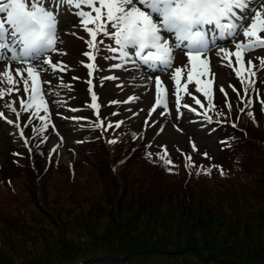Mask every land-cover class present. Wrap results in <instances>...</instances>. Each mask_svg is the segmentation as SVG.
I'll use <instances>...</instances> for the list:
<instances>
[{
	"label": "rangeland",
	"instance_id": "obj_1",
	"mask_svg": "<svg viewBox=\"0 0 264 264\" xmlns=\"http://www.w3.org/2000/svg\"><path fill=\"white\" fill-rule=\"evenodd\" d=\"M51 4L52 1L49 5ZM255 6L259 8L258 4ZM75 13L76 9L74 7L70 8L65 22L74 20L72 22L74 25H80V18ZM58 22L57 18V24ZM63 27L66 28V25ZM78 33L84 35L86 32L81 28L78 29ZM62 37L60 43L63 45L65 41V46L70 42L71 34L68 32L63 34ZM169 38L172 39L173 37L169 36ZM243 39L242 35L236 37L237 41ZM74 40L76 41L75 38ZM97 40L104 41L103 45H98L99 52L96 53V59L93 61L98 70H95V74L93 73L92 77H89L88 74L86 75L93 83L91 85L92 91L96 93L97 97L104 100V105L116 100L122 102L126 109L121 113L128 118L127 120H129L128 122L132 130L137 129L138 133L139 129V135L131 130L128 131L129 137H125L120 131L116 133L105 131L103 137L104 142L109 143L110 140H115L116 143H109L110 145L105 143H102V145H95V155L85 160L79 159L77 153L73 154V148L69 145L70 139L72 138L71 127L74 124L83 127L84 122H86L85 117L89 115L85 113L83 109L74 106V112L69 113L68 110L64 111L66 113L65 117L61 113L56 114L57 116H53V118L59 120V124H55L57 128H55L56 135L54 136L60 137L59 142L61 143H56L52 139L53 133L51 134L49 127L45 128L43 131H41L43 126L39 127V125H34L32 127L33 130L28 129L32 130L36 136L39 135L38 141L35 137L32 140V143L35 145L32 150L36 155L27 161L25 160L26 163L24 162L25 164L22 171L19 172V175L14 176L11 182H6L5 180L0 181V260L13 259L15 256H18L12 249H20L23 247L21 244L28 237L31 239L32 237L38 236L37 234L40 228H38L37 225L40 223H46L48 227H50L49 223L57 219V217L65 219L68 216V211H70V213L76 212L79 214L91 208L102 209V213L103 209L107 210L109 206L117 209L120 204L116 202V195L123 192V189H125L121 187L123 179L127 180V187L129 185H134L133 192H135V194L132 196L136 199H145L144 195L148 188H150L146 183L150 179L149 177L152 179L154 178L155 181L159 183L163 181L168 184H173V182H179L185 179L186 176L182 170L177 172L167 168L166 170L174 171L175 173L167 174L158 168L159 166H151L150 163H153V160L148 162L144 158L139 157L137 149L133 150L135 153L133 155L136 156L132 160H128L132 155H130V152L138 145L137 136L139 139L142 137L148 140L149 143L159 145L162 148V155L171 160V163L175 161L174 168H181V166L186 168L185 164L188 162L186 158L191 157V165L194 167L202 164L204 165V170L211 169L213 172L220 173L219 176L213 174L211 177L204 176L205 178H201L204 182L200 183L210 189L206 197L210 203L213 202L211 206L227 207L228 204L235 206L252 203L254 195L251 196L252 200L250 198H245L243 188L241 189L240 187L244 185L241 180L242 168L244 166L248 171H253V173L257 171L258 174L263 171L255 181L260 185L257 188L259 194L264 193V170H262V167H264V101H257V98H255V102L257 101V103H255L253 99L251 105L248 103V101H250V96L249 98L241 97L235 86L236 82L238 88L242 87L239 83L240 78L237 77L233 68L225 66L227 61L221 60L217 55L219 47L234 50V44L231 38L225 41H218V39H216L215 45L210 46L211 51L205 54L210 66V75L208 78L213 79L209 97L206 98L202 93L195 92V84H190L188 86L189 90L193 96L201 101V104L197 105L192 99V96H186L181 92V105L188 103L190 107L194 108L196 111H189L181 107L179 118H177L178 114L176 112L175 96L171 95L174 91V84L170 80L172 69H164L163 74L160 75L169 93L167 96L168 108L165 111L162 106H158L156 111L149 115L150 110L155 104V83L153 82L155 78H152L153 75L149 77L142 70V65L139 62L134 63L132 59L127 62H122L119 60L118 54L107 51V47L113 44L109 38L100 35ZM67 48H69V45H67ZM69 51L68 58H72L70 54L72 53L71 51H74L75 55L73 58L76 59L80 51V54L88 60L87 57L83 55L84 52L90 51L85 43L78 41L75 49ZM109 56H116L117 58L106 59V57ZM174 56L173 68L181 66L182 61L184 63L187 61V58L183 56L180 50H176ZM245 57L246 59L248 57L256 58L253 60V70L256 72V78L255 76L250 77L248 75V65L246 61L242 78L245 81L246 87H249L254 79L252 88L254 89V93L257 94L259 91L258 84H261L259 79L264 80V75L261 73L263 69H261L259 59L264 58V48L246 53ZM79 59L86 62L82 58ZM231 59L233 66L238 68L239 66L235 64V57ZM117 63L122 64V66L120 68H113L112 65ZM21 66L20 63L12 64V68ZM134 71L137 73H134ZM106 76H114L116 78L113 80L102 79ZM249 78L251 80L248 84ZM185 80L186 75L181 78V83L183 84ZM69 83L72 84L70 79ZM6 87V83H0V88ZM18 87L22 94L21 84H19ZM221 87L224 88L223 92H221ZM233 89H235V91ZM70 90H72V88ZM215 91L218 104H216V100H214ZM13 93L15 94L16 91ZM219 95L223 96L222 98L225 100V104ZM89 97L91 98V93H89ZM130 97L133 99H129ZM261 98L264 100L263 96H261ZM209 104H211L212 107H209ZM229 105H231V107H229ZM49 109L51 114H55V111H53L54 109ZM161 112H164V114L161 115ZM210 113H212L213 117L218 119L222 118L221 120L229 124L232 136L234 137V140L230 141H235L236 136L240 138V142L238 141L239 138L235 141V143L239 142L237 146L238 153L236 149L234 152L229 153L236 155L237 159L233 160L231 163L230 160H226V166L210 165L211 161L208 159L209 156L207 155L205 157L204 155L205 153L208 154L209 151L215 153L216 156L223 154L218 148L214 132H211V129L207 125L208 123L203 119L205 114ZM249 113H251V116H249ZM79 118L81 120H79ZM16 121L19 122V119ZM31 122L32 121L27 123V126H29ZM139 122L142 123L141 128ZM3 127L5 126L0 127V134L1 136L3 134L7 136V131H3ZM206 133H208V135H206ZM77 135L78 134L73 133V137H77ZM124 139L127 140L126 143H122ZM243 139L247 141L240 146ZM44 143L49 147V152L55 155L56 158H54V161H48L47 157L44 158L40 155L39 151H41V145ZM62 143L68 145L65 147L68 150L65 158L58 154V150L61 148L59 145H63ZM4 148L5 146H2L0 151V164L1 161L3 164L6 158L4 157ZM240 153H242V155ZM124 154L129 155L126 162L130 161L129 164L125 166L126 169H122L121 166L123 159H126V156H123ZM56 163L60 165L56 166ZM162 165L163 167L167 166L165 163H162ZM138 170H140V172H138ZM236 170L239 172L240 176L236 174ZM113 181L118 182L120 185L117 186V183L115 184ZM139 194L141 197H138ZM126 197L129 198H123V205H138V201L130 197V195L127 194ZM96 199H99L102 203H107L108 201L109 205H96ZM78 202L83 203L79 205L80 203ZM87 203H93V205H87ZM218 203H220V205H218ZM254 206L255 208L258 207V205ZM9 207L11 209L7 211ZM43 208L47 211V214L43 213ZM126 213L131 214L129 210L126 211ZM128 218V215H124L122 221L126 222ZM248 223H252V226L255 227V220ZM231 226H236L237 230L239 229L240 231L245 227V224L240 221L238 224H232ZM198 231L197 235H189L197 245L202 249L209 248L213 245L211 248H214L215 251L220 250L222 246L220 247L214 244L218 242L217 240L213 241L210 236L205 233L204 229L198 228ZM231 233L232 232L229 231L224 232L226 235H230ZM234 241L235 244L231 243L228 245L246 251L247 245L245 242L240 238ZM27 243H29V241ZM252 252L263 253V250L254 248L245 252L246 256L242 258V261L237 263L254 264L255 262L262 261L264 264V260L260 257H256L255 259V255H253ZM78 254L79 256L82 255L80 252ZM217 254L219 253L212 252L214 256ZM74 256L76 257L78 255L75 253ZM247 256L250 259L243 260ZM80 258H82V256Z\"/></svg>",
	"mask_w": 264,
	"mask_h": 264
},
{
	"label": "snow or ice",
	"instance_id": "obj_2",
	"mask_svg": "<svg viewBox=\"0 0 264 264\" xmlns=\"http://www.w3.org/2000/svg\"><path fill=\"white\" fill-rule=\"evenodd\" d=\"M50 3L51 0H0V14H5L0 17V60L5 59V53H9L7 60L22 65L16 68L0 65V83L7 85L6 88H0V98L20 91L18 85L22 83L27 100H20V111L34 109L32 117H36L41 110L44 113L49 111L45 99L47 90L42 85L49 84L50 80L45 79V76L66 70L62 62H53L49 55L58 51L55 8L59 6L66 5L76 9L79 23L89 37L85 43L90 51L83 53L89 61H95L96 53L99 52L98 45L104 44L103 40H97V36L102 35L113 42L107 47V51L118 54L122 62L132 59L153 70L158 66L172 69L170 80L174 84V91L171 95L175 96L177 118L181 107L196 111L188 103L181 105V92L192 96L197 105L201 104L189 90L190 84L194 83L195 92L202 93L204 97L208 98L210 95L213 79L208 78L210 66L205 54L211 51L210 45H215L216 39L231 38L233 41L234 50L219 47L217 55L221 60L227 61L225 66L233 68L238 78L245 71V61L248 75H256L253 70V60L256 58L246 59L245 54L264 48V0H55V6L49 7ZM257 4L259 8L255 6ZM210 32L213 35L210 36ZM238 35H242L244 39L237 41ZM176 50H180L187 61H182L181 66L173 68ZM232 57H235L238 68L233 66ZM259 59L261 69H264V58ZM85 66L89 77L93 76L94 70H98L94 63ZM121 66L120 63L112 65L113 68ZM185 75L186 80L182 84L181 78ZM115 78L106 76L102 79ZM154 82L155 104L149 115L158 106H162L165 111L168 108L169 93L161 77L156 76ZM243 82L241 79V83ZM88 84L92 99L88 107L95 109L98 107L97 95L92 91L91 80H88ZM223 91L224 88L221 87V92ZM4 107L19 119L20 111L12 103H6ZM209 107L212 105L209 104ZM160 114L163 115L164 112ZM39 118L45 126L50 122L48 116ZM0 119L14 124V120L8 119L4 112H0ZM95 126L101 127L100 124ZM119 126L117 123L116 127ZM15 127L19 128L20 125L15 124ZM20 135L23 137L22 131ZM109 143L114 144L116 141L110 140ZM204 155L207 156L206 153ZM161 159L166 165L171 164V160L165 156H161ZM186 160L188 162L185 167H191L192 158L187 157ZM209 171L205 170V174H209Z\"/></svg>",
	"mask_w": 264,
	"mask_h": 264
},
{
	"label": "trees",
	"instance_id": "obj_3",
	"mask_svg": "<svg viewBox=\"0 0 264 264\" xmlns=\"http://www.w3.org/2000/svg\"><path fill=\"white\" fill-rule=\"evenodd\" d=\"M260 92L264 97V83L260 85ZM250 104L252 105V102ZM91 124L90 133L96 136V143L104 142L105 131L114 129L122 132L125 137H129V130L132 131L124 123H119L120 126L116 127L117 123L105 122L99 128L95 126L97 124L95 121H91ZM238 138L236 136V140ZM137 141L138 145L132 149L130 152L132 155L128 160L136 156L133 155L135 154L133 150L137 149L139 157L148 162L153 160L151 166H159L158 168L167 174H175L174 171L166 170L167 168L177 172L182 170L185 179L168 184L163 181L159 183L149 177L146 183L150 188L144 195L145 199H136L132 196L135 194L134 185L127 187L128 182L123 179L121 187L125 189L116 195V202L120 204L117 209L109 206L107 210L103 209L102 213V209L91 208L79 214L68 211L65 219L57 217L49 223L50 227L46 223H40L37 225L40 228L38 236L31 239L28 237L21 244L23 245L21 250L12 249L18 256L13 259H1L0 264H241L237 262L242 261L246 256L245 252L254 248L263 250V253L252 252L255 259L260 257L264 260V193L259 194L257 188L260 185L255 181L263 171L257 174V171L254 173L248 171L245 166L242 168L241 180L244 185L240 187L243 188L245 198L252 200L251 196L254 195L252 203L215 207L211 206L213 202L207 200L206 195L210 189L201 184L204 182L201 178L211 177L213 174L219 176L220 173L209 169V174H205L202 164L196 167L192 165L186 168L183 166L174 168L175 161L163 167L160 147L157 144L147 147V141L142 139ZM246 141L243 139L240 146ZM123 142L126 143L127 140L124 139ZM234 150L226 138L221 149L223 154L213 157L209 155L210 165H225L226 160H230V163L236 160V155L229 154ZM123 156H126V159H123L121 166L122 169H126L125 166L130 162H126L129 155ZM236 174L240 176L237 170ZM113 183L120 185L115 181ZM127 194L138 201V205H123V198H129L126 197ZM138 197H141L140 194ZM83 202L78 203L82 205ZM96 205H109V203L108 201L102 203L96 199ZM254 205L258 207L255 208ZM10 209L9 207L7 211ZM128 210L131 214L126 213ZM46 212L43 213L47 214ZM124 215L129 217L126 222L122 221ZM253 220L255 227L252 223H248ZM240 221L245 224L240 231L236 226H231ZM198 228L204 229L213 241H218L214 244L222 246L219 251L211 248L213 245L202 249L189 237L190 234L197 235ZM225 231L232 233L226 235ZM237 238L245 242L246 251L228 245L235 244L234 240ZM212 252L219 254L214 256ZM75 253L78 256L75 257ZM247 259L250 258L247 256L243 260ZM254 264H263V262Z\"/></svg>",
	"mask_w": 264,
	"mask_h": 264
}]
</instances>
